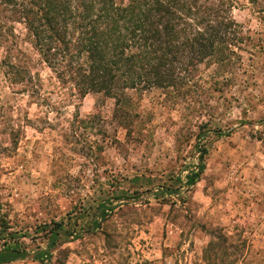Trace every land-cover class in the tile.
Masks as SVG:
<instances>
[{
	"label": "rangeland",
	"instance_id": "obj_1",
	"mask_svg": "<svg viewBox=\"0 0 264 264\" xmlns=\"http://www.w3.org/2000/svg\"><path fill=\"white\" fill-rule=\"evenodd\" d=\"M206 2L225 3L231 58L201 63L189 88L127 90L128 113L62 84L8 20L0 95L16 127L0 141L17 142L0 154V249L27 256L3 264H264V0ZM158 186L181 192L151 196ZM212 231L236 255L206 256Z\"/></svg>",
	"mask_w": 264,
	"mask_h": 264
},
{
	"label": "trees",
	"instance_id": "obj_2",
	"mask_svg": "<svg viewBox=\"0 0 264 264\" xmlns=\"http://www.w3.org/2000/svg\"><path fill=\"white\" fill-rule=\"evenodd\" d=\"M206 1L0 0V43L8 20L23 23L41 59L62 84L70 82L79 97L89 92L113 97L116 110L124 111L129 89L189 88L201 63L231 58L222 55L236 37L226 35L232 24L225 22V3ZM9 107L0 95V125L15 130ZM10 134L2 137L9 145L0 141V154L16 144V135ZM204 152L199 156L200 167L186 175L187 186L203 171ZM180 192L162 186L148 191L154 197ZM110 210L101 205L91 228L97 229ZM211 234L206 256H231L240 250L221 231ZM26 256L15 245H8L0 249V264ZM33 257L44 263L51 252L42 249Z\"/></svg>",
	"mask_w": 264,
	"mask_h": 264
}]
</instances>
